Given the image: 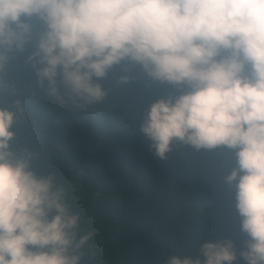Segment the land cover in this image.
<instances>
[{
	"label": "clouds",
	"instance_id": "obj_1",
	"mask_svg": "<svg viewBox=\"0 0 264 264\" xmlns=\"http://www.w3.org/2000/svg\"><path fill=\"white\" fill-rule=\"evenodd\" d=\"M20 57L46 96L79 108L105 99L99 81L120 66L116 100L144 112L161 159L176 141L232 151L244 246L204 242L167 264H264V0H0V94ZM14 108H0V264H80L90 233L77 238L65 189L12 150Z\"/></svg>",
	"mask_w": 264,
	"mask_h": 264
},
{
	"label": "trees",
	"instance_id": "obj_2",
	"mask_svg": "<svg viewBox=\"0 0 264 264\" xmlns=\"http://www.w3.org/2000/svg\"><path fill=\"white\" fill-rule=\"evenodd\" d=\"M114 67L99 82L104 100L76 107L37 87L23 57L6 79L15 86L0 94V108L23 106L13 125L12 150L32 154L30 166L51 174L80 215L77 238L89 235L80 264H167L173 255L194 254L201 243L231 239L239 251L240 230L234 190L224 176L235 166L226 148L196 150L178 141L165 159L139 132L144 112L116 100ZM144 104L143 110L148 109ZM234 264H244L238 256Z\"/></svg>",
	"mask_w": 264,
	"mask_h": 264
}]
</instances>
